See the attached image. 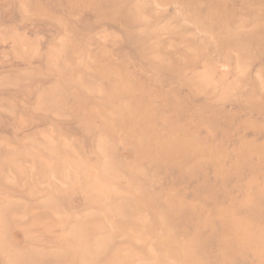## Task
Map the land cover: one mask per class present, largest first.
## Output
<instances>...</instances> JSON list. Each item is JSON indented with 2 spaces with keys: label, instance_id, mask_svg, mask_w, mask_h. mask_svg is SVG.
<instances>
[{
  "label": "rangeland",
  "instance_id": "obj_1",
  "mask_svg": "<svg viewBox=\"0 0 264 264\" xmlns=\"http://www.w3.org/2000/svg\"><path fill=\"white\" fill-rule=\"evenodd\" d=\"M0 264H264V0H0Z\"/></svg>",
  "mask_w": 264,
  "mask_h": 264
}]
</instances>
